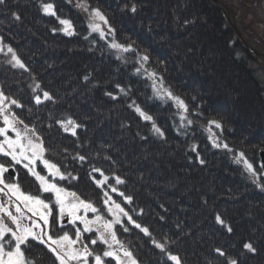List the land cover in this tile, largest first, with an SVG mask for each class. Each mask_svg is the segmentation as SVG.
<instances>
[{"label":"trees","instance_id":"obj_1","mask_svg":"<svg viewBox=\"0 0 264 264\" xmlns=\"http://www.w3.org/2000/svg\"><path fill=\"white\" fill-rule=\"evenodd\" d=\"M89 2L107 15L119 41L149 55L145 67L163 76V87L185 100L192 124L180 119L171 101L153 98L152 80L147 74H136V57L115 53L95 33L84 39L89 35V17L75 7L77 0H9L8 8L0 7V37L30 71L12 67L5 47L0 53V87L24 105L23 109L13 106V111L35 128L46 146L55 148L48 158L62 171L80 177L59 183L106 215L102 192L88 176L92 166L99 167L105 175L126 180L117 187L133 197V204L125 205L110 193L113 199L126 210L134 209L130 215L148 227L156 240L166 236L174 241L171 250L185 264H222L223 258L214 252L217 247L241 264H264V191L260 188L264 185L260 157L264 69L260 61L211 0ZM43 3H53L58 16L72 21L77 34L69 37L59 31L62 26L56 18L41 10ZM133 4L135 14L129 10ZM13 13L21 20L16 21ZM36 85L40 88L34 92ZM117 85L129 94L124 96ZM41 90L53 94L57 102L36 106L32 97ZM107 92L118 98L113 100ZM132 101L153 117L164 138L129 107ZM67 118L85 126L79 141L58 126L49 128V123ZM212 120L220 121L223 131L210 124ZM213 139L234 151L213 147ZM65 147L73 155H87L88 163L80 166L65 159ZM240 151L256 177L243 162H235ZM22 185L37 193L32 179L25 177ZM141 209L143 215H138ZM217 214L232 233L216 222ZM128 227V232L117 229L118 238L141 264H172L149 237ZM246 242L254 244L256 255L243 249ZM47 264H53V259L48 258Z\"/></svg>","mask_w":264,"mask_h":264},{"label":"snow or ice","instance_id":"obj_2","mask_svg":"<svg viewBox=\"0 0 264 264\" xmlns=\"http://www.w3.org/2000/svg\"><path fill=\"white\" fill-rule=\"evenodd\" d=\"M0 7L8 8L9 0H0ZM75 7L80 8L89 17V35L84 39H89V36L95 33L115 53H130L136 57V62L139 64L136 74H147L146 78L152 80L153 98L164 102L171 101L181 113L180 119L191 125L192 120L186 115L189 113V106L185 100L174 94L171 89L163 87V76L145 67L150 61L149 55L141 54L132 43L119 41L116 29L107 15L99 7L92 6L89 0H77ZM41 10L45 15L56 18L62 26L58 29L62 33L69 37L77 34L72 21L58 16L53 3H43ZM129 10L135 14L137 7L133 4ZM12 15L16 21L21 20L20 15L16 13ZM91 42L94 43L95 40ZM5 47H7V53L11 54L8 63L12 67L23 69L25 72L30 71L13 48L5 46L3 38L0 37V53L5 51ZM117 59H125L127 62L121 55H117ZM87 80L86 76L85 81ZM39 88L40 85H36L33 91ZM117 88L124 96L129 94V90L119 85ZM105 94L113 100L118 98L111 92ZM32 101L36 106L57 102L53 94L43 90L40 94L34 95ZM13 106L18 109L24 108L21 102L8 97L4 89L0 87V157L4 158L0 159V264H47L48 258L53 259V264H111L112 261L115 264H141L133 252L118 238L117 229L128 232V225L139 229L149 237L154 247L159 249V252L172 264H185L181 255L174 254L171 250L174 241L166 236L159 241L156 240L148 227L142 226L130 215V211L134 209L126 210L121 203L112 198L110 193L121 197L125 205L133 204V197L126 195L117 187L126 183L121 176L105 175L104 171L96 166H92L88 173L90 181L102 192L106 215L91 201L81 198L77 192L69 191L60 184V181H79L80 177L71 171H62L61 165L53 163L48 158V153L54 152L55 148L51 145L46 146L43 138L36 134L35 128H30L12 110ZM129 107L145 122L151 123V130L155 135L164 138V131L156 125L150 114L135 101H132ZM210 124L223 131V124L220 121L212 120ZM20 125H23V131L18 127ZM56 126L64 133L75 137L76 141L80 139L79 132L85 130L82 123L71 118L49 123V128ZM212 143L215 148L228 152L234 151L227 143H220L217 139H213ZM77 147L81 145L77 144ZM62 152L66 154L65 159L73 164L83 166L88 163V156L85 154L76 152L73 155L66 147L62 149ZM105 159L111 160V156H106ZM234 160L236 163L243 162L245 170L251 176H257L256 170L245 158L243 151H240ZM199 162L202 165L205 163L203 159ZM64 168L67 169V165H64ZM261 168L264 169V165H261ZM20 169L24 170L25 177L30 176L33 183L37 185V194L34 195L22 189ZM260 188L264 191V185H260ZM89 213L92 214L91 218ZM138 215H143V209ZM25 220L28 223H24ZM215 220L228 233L233 232L232 227L226 224L221 215L217 214ZM97 245L101 246L99 250ZM243 249L252 255H256L258 251L252 242L244 243ZM214 252L217 257L223 258L222 264H241L237 258L232 257L220 247L215 248Z\"/></svg>","mask_w":264,"mask_h":264},{"label":"rangeland","instance_id":"obj_3","mask_svg":"<svg viewBox=\"0 0 264 264\" xmlns=\"http://www.w3.org/2000/svg\"><path fill=\"white\" fill-rule=\"evenodd\" d=\"M220 1L230 11V13L232 15V20L236 21L238 29L241 32H243V34H245V36L247 38L254 41V43L259 48H261L264 52V0H259V4L255 7H252L251 2L244 1V0H220ZM256 1H258V0H256ZM213 3L217 6V4L215 2H213ZM222 12H223L225 18L227 19L228 23L233 27V25L228 20V18L226 17L223 10H222ZM233 29H234V27H233ZM234 31H235V29H234ZM236 34H237V32H236ZM238 37H239V35H238ZM241 41L243 42L242 39H241ZM244 45L251 51V49L245 43H244ZM255 56L260 61L261 65L264 69V62L262 60H260V58L256 54H255ZM18 127H20V126H18ZM20 129H21V131H23V127H20ZM262 153H264V152H262ZM260 157H261V154H260ZM261 163H262V160H261ZM38 170H39V168H38ZM45 195H47V194H45ZM28 215H31V213H28ZM91 216H92V214L89 213L90 218H91ZM108 218L110 219L111 217H108ZM33 219H38V218L33 217ZM38 222L42 223V221H38ZM24 223H28V221L25 220ZM69 230H70V228H69ZM100 247H101L100 245H97L98 250L100 249ZM111 264H115V262L112 261Z\"/></svg>","mask_w":264,"mask_h":264},{"label":"water","instance_id":"obj_4","mask_svg":"<svg viewBox=\"0 0 264 264\" xmlns=\"http://www.w3.org/2000/svg\"><path fill=\"white\" fill-rule=\"evenodd\" d=\"M213 2H215L217 4V6L224 11L226 17L228 18V20L231 22V24L233 25L235 31L237 32V34L239 35V37L243 40V42L251 49V51L256 54L260 60H262L264 62V52L261 48H259L254 41H252L251 39L247 38L245 36V34H243V32H241L236 24V21L232 20V15L230 13V11L227 9V7L225 5H223V3L220 0H211ZM261 160L262 163L264 164V153H261Z\"/></svg>","mask_w":264,"mask_h":264},{"label":"flooded vegetation","instance_id":"obj_5","mask_svg":"<svg viewBox=\"0 0 264 264\" xmlns=\"http://www.w3.org/2000/svg\"><path fill=\"white\" fill-rule=\"evenodd\" d=\"M244 1H249V2H251L252 3V7H255V6H257L258 4H259V0L258 1H256V0H244ZM20 127H23V125H20ZM0 159H4L3 157H0ZM19 167V166H18ZM19 174H20V183H21V187H22V189L24 190V191H26V192H29V193H32V194H37V193H34V192H31V191H28V189L27 190H25L24 188H23V185H22V183H23V181H24V178H25V172H24V170L23 169H20L19 170ZM7 175V174H6ZM32 179L30 176L29 177H27V179ZM33 251H35V249H33Z\"/></svg>","mask_w":264,"mask_h":264}]
</instances>
